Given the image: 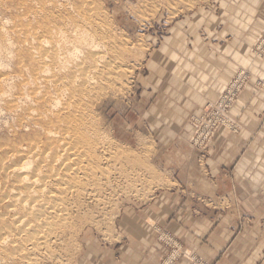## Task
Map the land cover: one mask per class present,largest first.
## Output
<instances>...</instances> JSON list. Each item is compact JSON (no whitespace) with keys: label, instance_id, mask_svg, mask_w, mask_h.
Returning <instances> with one entry per match:
<instances>
[{"label":"rangeland","instance_id":"obj_1","mask_svg":"<svg viewBox=\"0 0 264 264\" xmlns=\"http://www.w3.org/2000/svg\"><path fill=\"white\" fill-rule=\"evenodd\" d=\"M32 1L0 0V28L43 22L35 10L44 0ZM91 1L111 38L129 47L112 56L121 72L96 89L90 105L111 157L94 165L102 172L93 171V197L72 198L57 245L31 253L32 263L212 264L179 243L167 228L174 220L230 227L233 240L245 237L263 264L264 0ZM47 12L59 14L50 6ZM9 36L14 44L23 37ZM4 73L15 91L23 77L8 54L0 56ZM21 110L8 111L0 100V154ZM10 182L0 172V230L14 225L1 205ZM4 248L3 255L12 249ZM19 254L0 264H32Z\"/></svg>","mask_w":264,"mask_h":264},{"label":"bare ground","instance_id":"obj_2","mask_svg":"<svg viewBox=\"0 0 264 264\" xmlns=\"http://www.w3.org/2000/svg\"><path fill=\"white\" fill-rule=\"evenodd\" d=\"M93 3L96 2L44 0L38 10L33 9L45 19L43 22L30 27L11 26V31L0 28V56L8 54L14 59L20 77H23L20 82L16 79L18 88L11 92V77L0 74L3 75L0 77V100L6 110L16 113L22 109L24 114L12 127L13 135L9 136L7 148H1L0 154L3 156L0 172L11 180L5 186L6 190H2L6 195L1 205L6 202V214L14 224L11 229L0 230L1 260L7 255L24 252L29 263H36L30 257L31 253L34 256V253L49 249V243L56 244L60 228L72 218L69 214L72 198L84 192L87 198L93 197L94 165L105 164L110 156L104 140L107 138H102L100 132L103 131L99 132L94 125L93 106L90 108V105L96 89L104 83H112L121 72L112 56L123 57L129 47L111 38V25L106 16L100 17L92 11ZM49 6L59 14L48 13ZM11 32L16 37L23 36L18 43L7 38ZM8 243L12 249H7L5 256L2 249Z\"/></svg>","mask_w":264,"mask_h":264},{"label":"crops","instance_id":"obj_3","mask_svg":"<svg viewBox=\"0 0 264 264\" xmlns=\"http://www.w3.org/2000/svg\"><path fill=\"white\" fill-rule=\"evenodd\" d=\"M250 119L254 118L250 117ZM259 119L261 118L259 117ZM174 222V220H169L167 228L177 236L179 243L182 245L184 243L183 247H187L192 253L198 254L207 262L212 264H257L259 261L252 243L240 236L233 240L234 231L230 227L225 225L212 227L208 221H196L192 226L174 225ZM185 263V261H181L178 264Z\"/></svg>","mask_w":264,"mask_h":264}]
</instances>
